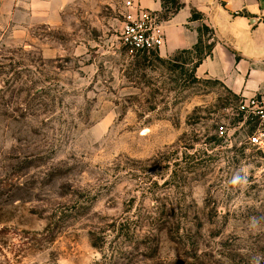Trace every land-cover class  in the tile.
Returning a JSON list of instances; mask_svg holds the SVG:
<instances>
[{
  "label": "rangeland",
  "instance_id": "rangeland-1",
  "mask_svg": "<svg viewBox=\"0 0 264 264\" xmlns=\"http://www.w3.org/2000/svg\"><path fill=\"white\" fill-rule=\"evenodd\" d=\"M124 1L0 0V264H251L255 122L197 52L128 54Z\"/></svg>",
  "mask_w": 264,
  "mask_h": 264
},
{
  "label": "crops",
  "instance_id": "crops-1",
  "mask_svg": "<svg viewBox=\"0 0 264 264\" xmlns=\"http://www.w3.org/2000/svg\"><path fill=\"white\" fill-rule=\"evenodd\" d=\"M144 8L162 11L161 0H137ZM181 9L161 28L166 42L160 53L191 50L206 25L214 46L196 66L201 77L220 81L248 99L264 98V0H180ZM193 11L201 15L194 19Z\"/></svg>",
  "mask_w": 264,
  "mask_h": 264
},
{
  "label": "built area",
  "instance_id": "built-area-1",
  "mask_svg": "<svg viewBox=\"0 0 264 264\" xmlns=\"http://www.w3.org/2000/svg\"><path fill=\"white\" fill-rule=\"evenodd\" d=\"M122 15L119 40L128 54L136 56L158 52L165 45L166 38L159 13L144 8L137 0H125ZM241 101V108L255 122V128L248 136V143L255 148L264 149V98L253 96ZM224 133L225 129L221 126L220 134Z\"/></svg>",
  "mask_w": 264,
  "mask_h": 264
},
{
  "label": "trees",
  "instance_id": "trees-1",
  "mask_svg": "<svg viewBox=\"0 0 264 264\" xmlns=\"http://www.w3.org/2000/svg\"><path fill=\"white\" fill-rule=\"evenodd\" d=\"M162 2V11L159 12V16L162 21L168 20L171 18L175 13H177L181 7L183 6L180 0H161ZM193 18L198 19L201 18V15L193 11ZM211 29H209L208 26L204 25L200 30V36L199 41L197 44L193 47L191 50H183L186 52H197L200 56L198 58V61L196 62V66L198 63L206 56L209 55L212 51V48L214 46V41L207 44H204V36L206 32H210ZM212 32V31H211Z\"/></svg>",
  "mask_w": 264,
  "mask_h": 264
},
{
  "label": "clouds",
  "instance_id": "clouds-1",
  "mask_svg": "<svg viewBox=\"0 0 264 264\" xmlns=\"http://www.w3.org/2000/svg\"><path fill=\"white\" fill-rule=\"evenodd\" d=\"M248 180V173L246 168H241L238 172L233 174L231 179L228 181V184H230L233 187H240L247 184ZM260 224V219L253 217L251 219V225L253 228H258ZM261 261H264V255H258L253 257L251 264H261Z\"/></svg>",
  "mask_w": 264,
  "mask_h": 264
}]
</instances>
